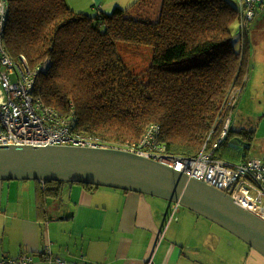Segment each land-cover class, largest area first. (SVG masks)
Instances as JSON below:
<instances>
[{"label":"trees","instance_id":"trees-1","mask_svg":"<svg viewBox=\"0 0 264 264\" xmlns=\"http://www.w3.org/2000/svg\"><path fill=\"white\" fill-rule=\"evenodd\" d=\"M0 1L8 9L3 47L13 60L23 55L38 71L32 94L55 110L73 135L131 145L158 123L165 152L185 157L200 154L231 91H243L253 48L249 21L264 11V1H258L255 17L246 19L245 0L237 6L230 0H138L110 14L75 11L66 0ZM156 3L152 18L146 11ZM235 28L239 49L233 45ZM141 47L152 50L150 66L143 74L132 73L122 52L148 56ZM247 133L230 128L221 146L240 134L250 141ZM62 183L46 181L42 195L57 197ZM71 184L88 191L99 187ZM17 263L26 264H11Z\"/></svg>","mask_w":264,"mask_h":264},{"label":"crops","instance_id":"crops-1","mask_svg":"<svg viewBox=\"0 0 264 264\" xmlns=\"http://www.w3.org/2000/svg\"><path fill=\"white\" fill-rule=\"evenodd\" d=\"M66 1L75 11L110 14L138 0ZM43 184L0 181V259L22 254L30 264H264V256L240 238L229 244V231L165 199L66 182L57 197H48Z\"/></svg>","mask_w":264,"mask_h":264},{"label":"built area","instance_id":"built-area-1","mask_svg":"<svg viewBox=\"0 0 264 264\" xmlns=\"http://www.w3.org/2000/svg\"><path fill=\"white\" fill-rule=\"evenodd\" d=\"M264 0H245L248 8L245 18L252 20L255 3ZM7 4L0 1V145H70L99 146L122 149L152 158L168 165L190 178L206 182L230 194L238 203L264 218V158L247 157L240 163L218 158L216 152L227 137L232 124V101L220 113L209 132L200 154L196 157L174 156L165 152L160 141L161 126L152 123L137 144L115 146L73 135L55 110L46 106L32 94L38 71L31 70L26 58L13 60L3 47V30L7 21ZM48 68V63L43 65ZM225 106V105H224ZM223 123L220 137L211 142L212 136ZM55 124V125H54ZM45 183V181H41ZM29 264L30 257L4 258L0 264L13 262ZM82 264H92L84 261Z\"/></svg>","mask_w":264,"mask_h":264},{"label":"water","instance_id":"water-1","mask_svg":"<svg viewBox=\"0 0 264 264\" xmlns=\"http://www.w3.org/2000/svg\"><path fill=\"white\" fill-rule=\"evenodd\" d=\"M233 145H243L238 137ZM87 183L149 194L186 207L264 256V218L230 194L157 160L110 147L0 145V181Z\"/></svg>","mask_w":264,"mask_h":264},{"label":"rangeland","instance_id":"rangeland-1","mask_svg":"<svg viewBox=\"0 0 264 264\" xmlns=\"http://www.w3.org/2000/svg\"><path fill=\"white\" fill-rule=\"evenodd\" d=\"M230 1L237 6L243 0ZM158 9L159 3H156L147 9L146 12L149 16L155 18L158 14ZM252 21H249V35H251L253 48L251 51L248 80L243 91H241L242 89H235L230 93V98H234L231 108L233 111L231 129L236 132H251L252 136L250 142L246 137L248 133L240 134L244 138L243 145L224 143L221 146V156L229 162H238L240 159H243V156L257 157L264 150V11H260ZM239 38V29L235 28L233 32V45L237 49H239ZM120 46H124V44ZM141 50L147 51L148 56H135L131 51L122 52L125 56L128 69L132 73L143 74L150 66L152 50L147 47H141ZM261 157L264 158V156ZM226 235L231 238L228 240L229 244H232V240L239 242V239L234 234L229 233ZM225 244L224 246H226ZM225 248L229 250L228 247Z\"/></svg>","mask_w":264,"mask_h":264},{"label":"flooded vegetation","instance_id":"flooded-vegetation-1","mask_svg":"<svg viewBox=\"0 0 264 264\" xmlns=\"http://www.w3.org/2000/svg\"><path fill=\"white\" fill-rule=\"evenodd\" d=\"M240 138H242V137L240 136Z\"/></svg>","mask_w":264,"mask_h":264}]
</instances>
